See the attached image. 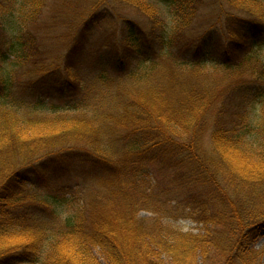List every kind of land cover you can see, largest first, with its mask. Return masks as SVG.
Segmentation results:
<instances>
[{
    "label": "trees",
    "instance_id": "trees-1",
    "mask_svg": "<svg viewBox=\"0 0 264 264\" xmlns=\"http://www.w3.org/2000/svg\"><path fill=\"white\" fill-rule=\"evenodd\" d=\"M156 1L173 29L72 36L79 69L25 100L18 73L43 78L42 43L73 25L56 0H0V264H263L264 0H226L194 46L219 0Z\"/></svg>",
    "mask_w": 264,
    "mask_h": 264
},
{
    "label": "rangeland",
    "instance_id": "rangeland-1",
    "mask_svg": "<svg viewBox=\"0 0 264 264\" xmlns=\"http://www.w3.org/2000/svg\"><path fill=\"white\" fill-rule=\"evenodd\" d=\"M67 1L70 2L67 3ZM107 1L112 2V5H110L111 10L115 8L112 15L102 11L99 12L102 6L106 7V5H103V2H106V0H56L53 9L50 8V16L52 10L53 14L58 15L57 19H69L73 25L72 31L68 33L66 38L62 41L60 40L59 42L52 43L50 38H48L47 40L45 39V42H41L44 46L40 49V58L42 61H47L48 68H44L46 75L40 80L34 79V76H31L27 72L31 68V64L28 63V67L24 71L18 73V78L29 86V90L25 89L23 91H18L16 92V96L25 100H33L38 98L43 93L41 90L46 89L51 82L55 83L68 77H72L73 73L69 71L68 68L74 66L79 69L81 63L84 62L82 59L78 60L77 58L72 57L70 51H68L72 36L76 37L77 41L80 42L82 47L79 50H88L91 46L100 43V41L103 43H112L114 41L120 42L122 35L126 30L125 26L122 24L124 19L137 22L142 28L146 27L152 29L154 25L153 23L151 24L152 21L150 18H153V16L156 15L159 17V20L161 18L164 21L163 24L167 29H173V26L175 25L174 16L172 17L168 8L159 4L156 0H140L142 5L138 7L123 5L119 0ZM211 1L212 0H206L207 3H210ZM71 3L72 5H70ZM218 3L219 6H217V4H215V6L208 4V6H206V12H203L204 7H202V10H200V16L193 22V27H191L189 33L191 35L186 42V46H194L195 42H198L199 37L203 33V30L200 28L207 26V24L208 27L213 24L212 21H215L213 17L223 9L226 0H219ZM87 19H91L90 30H86L77 35L76 28ZM213 38L214 41L220 42L222 36L215 34ZM69 56L72 58V61ZM22 73L25 74L22 75ZM41 75L42 74H39V76ZM41 80L48 84L43 83ZM13 171L14 169L8 171L4 180L8 178ZM140 216L149 217L147 214H141ZM176 226L185 232L194 230L196 233L199 230V228L197 229L196 227L197 225L190 221H180ZM263 246L264 236L258 240L255 248L260 249Z\"/></svg>",
    "mask_w": 264,
    "mask_h": 264
}]
</instances>
